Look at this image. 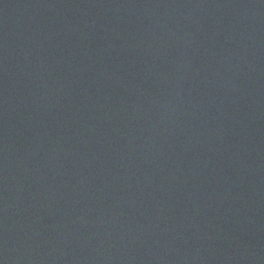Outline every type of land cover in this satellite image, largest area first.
Segmentation results:
<instances>
[{"label":"water","instance_id":"obj_1","mask_svg":"<svg viewBox=\"0 0 264 264\" xmlns=\"http://www.w3.org/2000/svg\"><path fill=\"white\" fill-rule=\"evenodd\" d=\"M0 264H264V0H0Z\"/></svg>","mask_w":264,"mask_h":264}]
</instances>
